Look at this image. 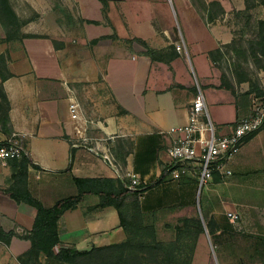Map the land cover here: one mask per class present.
<instances>
[{
	"label": "crops",
	"instance_id": "obj_1",
	"mask_svg": "<svg viewBox=\"0 0 264 264\" xmlns=\"http://www.w3.org/2000/svg\"><path fill=\"white\" fill-rule=\"evenodd\" d=\"M8 1L18 30L7 36L0 22V145L15 135L23 154L40 167L28 166L26 187L45 208L77 194L74 177L129 183L88 149L102 133L131 138L123 158L113 144L99 143L122 173H134L144 185L156 180L169 164L172 136L166 132L186 122L198 88L218 133H229L247 115L250 101L241 103L238 96L249 89L255 94L256 84L232 73L226 78L235 95L219 88L210 55L223 53L230 42L217 24L228 18L229 8L245 10V0H177L188 32L180 42L183 53L166 35L167 20L156 0ZM155 23L163 25L160 34ZM136 39L163 54L174 47L177 56L151 60ZM187 49L210 66L211 77L201 86L187 74ZM254 71L259 90L264 70ZM222 105L229 106L228 113L219 116ZM79 134L87 139L84 146ZM229 168L230 176L215 175L200 192L194 177L175 181L167 175L131 202L132 223L125 227L113 206H96L97 199L88 197L58 218V246L88 251L126 242L122 264H182V250L190 245L185 257L192 264L203 231L255 233L264 241V126L243 141ZM11 174L9 160L0 162V230L14 233L9 244L0 242V264H21L18 257L31 248L24 237L35 217L31 206L11 198ZM43 260L40 255L38 261Z\"/></svg>",
	"mask_w": 264,
	"mask_h": 264
},
{
	"label": "trees",
	"instance_id": "obj_2",
	"mask_svg": "<svg viewBox=\"0 0 264 264\" xmlns=\"http://www.w3.org/2000/svg\"><path fill=\"white\" fill-rule=\"evenodd\" d=\"M103 1V0H100ZM247 9V7H246ZM245 9V10H246ZM0 22L6 30L7 36L11 32L18 30V21L14 15L9 1L0 0ZM144 48L145 53L151 60H172L177 56L174 47H169L163 54L162 51L152 49L140 39H136ZM218 52V50H216ZM247 52L249 57L254 60V65L264 70V20L257 21V31L254 38L247 41ZM214 51L210 55H214ZM219 88L230 91L233 95V86L227 81L225 75L220 77ZM257 89V88H256ZM261 90H256L259 95ZM253 94L251 89L242 93L238 98L241 103L250 101ZM5 102L6 97L3 96ZM254 134V133H253ZM252 134V135H253ZM251 136V135H249ZM248 136V137H249ZM247 138V137H246ZM12 168L9 192L11 198L16 202H24L35 210L33 225L29 233L24 237L31 243V248L24 255L18 257L21 264H122L127 243L120 242L104 247H92L88 251H80L76 248L63 247L59 245L57 220L67 210L75 208L80 202L88 197L97 199L96 206H113L119 217V226L125 227L132 223V214L130 204L136 201L142 191L163 182L169 175L164 167L161 175L149 185L141 186L142 189H129L120 181L108 178H73L77 187V194L58 200L53 206L45 208L40 201L34 198L26 187V174L28 166L40 169L39 166L32 163L24 154L22 158L9 159ZM13 232L5 233L0 230V242L9 244ZM40 255L44 256L43 263L38 261Z\"/></svg>",
	"mask_w": 264,
	"mask_h": 264
},
{
	"label": "rangeland",
	"instance_id": "obj_3",
	"mask_svg": "<svg viewBox=\"0 0 264 264\" xmlns=\"http://www.w3.org/2000/svg\"><path fill=\"white\" fill-rule=\"evenodd\" d=\"M245 1L246 10L236 12L235 9L229 8L228 18L217 24L220 32L229 36L230 42L223 49V53L221 51L215 52L212 58L215 61L214 66L216 67V78L218 80L222 74L232 78V73H235L237 76H241V78H249L251 84H256L255 87L258 89L259 78H257V72L254 70L261 68L256 67L254 60L249 57L247 41L253 39L257 31V17H264V0ZM156 2L158 11L162 13L163 19L167 20V24L165 25L167 26L166 35L171 39L172 43L176 41V44L180 46L178 52L183 53L180 44L183 42V37L187 39L188 32L187 25L183 22L180 15L177 0H156ZM137 3V1L131 2L133 7H136ZM152 25L160 34L163 25L158 23ZM123 30L125 29H117L118 32H123ZM139 34L145 35L143 31ZM184 54L187 56V74L190 81L192 83L197 82L201 86L203 78L211 77L209 64L206 63L204 58L193 56L191 50L188 51L187 49V53ZM248 62L253 64L252 67H248ZM263 81H261V86ZM237 89L239 91L240 88ZM203 90L205 94L208 93V90H205V88ZM228 107V105H222L221 108L218 107L219 116L226 115ZM76 124L79 125L78 121ZM101 137L104 139V143L109 142L115 146L114 149L118 157L123 158L127 151L131 149L132 140L127 135L116 137V134L113 133H102ZM199 199L200 193L197 194L198 205ZM196 244L192 264H264V241L255 233L236 231L229 233L228 230H223V233L220 235L211 234L209 236L203 231ZM187 247L189 248L190 245H187ZM187 247L182 250V264H186L188 261L185 257L188 253Z\"/></svg>",
	"mask_w": 264,
	"mask_h": 264
},
{
	"label": "built area",
	"instance_id": "obj_4",
	"mask_svg": "<svg viewBox=\"0 0 264 264\" xmlns=\"http://www.w3.org/2000/svg\"><path fill=\"white\" fill-rule=\"evenodd\" d=\"M176 50H180V46H176ZM260 90L259 95L251 96L247 115L238 119L229 133L220 134L210 117L204 95L198 88L188 104L186 122L170 127L166 132L172 136L167 148L169 164L166 167L170 178L178 181L182 176L190 175L195 178L200 192L215 175L222 178L230 176L229 163L240 150L243 141L264 126V81ZM72 118L79 119L75 113ZM79 139L81 146H84L86 137L79 134ZM95 140V146L88 149L94 151L120 179L127 178L129 183H124L129 189L141 190L144 184L137 176L130 172L122 173L108 150L99 146L104 139L100 137ZM22 154V144L15 135L0 145V162L21 159ZM227 216L231 221L236 219L231 213H227Z\"/></svg>",
	"mask_w": 264,
	"mask_h": 264
}]
</instances>
